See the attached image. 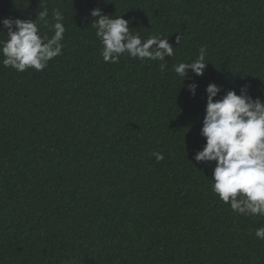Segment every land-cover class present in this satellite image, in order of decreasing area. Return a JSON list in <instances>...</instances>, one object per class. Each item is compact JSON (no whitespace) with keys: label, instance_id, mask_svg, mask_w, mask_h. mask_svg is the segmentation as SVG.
I'll list each match as a JSON object with an SVG mask.
<instances>
[{"label":"trees","instance_id":"16d2710c","mask_svg":"<svg viewBox=\"0 0 264 264\" xmlns=\"http://www.w3.org/2000/svg\"><path fill=\"white\" fill-rule=\"evenodd\" d=\"M45 6L49 36L64 15L63 54L43 71L0 63V264H264V217L233 212L194 160L210 82L264 99V0H0V22ZM96 7L175 55L105 63ZM201 47L193 98L173 65Z\"/></svg>","mask_w":264,"mask_h":264},{"label":"clouds","instance_id":"9594fccd","mask_svg":"<svg viewBox=\"0 0 264 264\" xmlns=\"http://www.w3.org/2000/svg\"><path fill=\"white\" fill-rule=\"evenodd\" d=\"M91 26L101 44V56L105 63L116 64L125 54L140 61H164L175 55L174 44L169 37L151 34L147 38L132 32L131 21L123 15L104 14L100 7L91 10ZM49 11L45 6L37 12L36 19L6 17L2 20L6 40H0L2 65L25 72L28 69L43 71L49 62L63 54L66 27L64 15L53 10L52 35L44 30L49 24ZM0 34H4L0 32ZM183 33L176 36L179 46ZM207 49L201 47L199 55L191 62L173 65L174 73L183 80L203 76L210 62ZM191 74V76H190ZM198 82L187 84L193 98L197 95ZM250 84L225 89L210 82L205 89L206 103L200 128L204 143L195 152L197 163L212 167V191L229 205L231 210L247 217H264V99L253 97ZM156 161H162L161 152H153ZM255 236L264 240V225L255 230Z\"/></svg>","mask_w":264,"mask_h":264}]
</instances>
